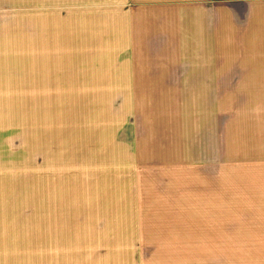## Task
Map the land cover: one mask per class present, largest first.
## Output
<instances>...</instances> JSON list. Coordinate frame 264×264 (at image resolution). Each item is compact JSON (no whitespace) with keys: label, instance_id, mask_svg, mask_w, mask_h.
I'll return each mask as SVG.
<instances>
[{"label":"rangeland","instance_id":"rangeland-1","mask_svg":"<svg viewBox=\"0 0 264 264\" xmlns=\"http://www.w3.org/2000/svg\"><path fill=\"white\" fill-rule=\"evenodd\" d=\"M105 3L23 0L8 11L13 21L23 14L4 31L21 30L25 59L49 53L54 70L49 90L25 81L23 134L13 139L22 137L23 151L12 157L38 163L40 175L38 208H24L31 215L19 222L70 228L71 264H218L197 225L205 203L195 99H155L144 82L177 74L175 62L191 57L180 49L184 34L174 33L188 20L155 11L127 25L121 9ZM7 138L2 150L11 148ZM178 220L185 225L176 227ZM128 223L138 234L133 253L108 260L96 229ZM241 256L228 257L241 264Z\"/></svg>","mask_w":264,"mask_h":264},{"label":"crops","instance_id":"crops-1","mask_svg":"<svg viewBox=\"0 0 264 264\" xmlns=\"http://www.w3.org/2000/svg\"><path fill=\"white\" fill-rule=\"evenodd\" d=\"M105 1L108 9H121L127 25L155 11L188 20L174 33L184 34L180 49L188 48L191 57L175 62L181 69L177 74L144 81L152 86L147 94L195 99L205 203V217L197 225L203 222L205 227L207 256L218 257V264H233L228 256L247 255L240 257L241 264H264V0ZM22 4L0 0V138L9 137L11 144L2 150L0 139V264H71L70 228L19 222L38 208L40 175L38 163L26 165L22 155L12 157L23 151L22 137L16 145L13 139L23 134L25 81L41 92V86L50 89L48 77H54L49 53L46 60L41 55L45 52L25 59L21 30L15 35L4 31L23 23L22 13L15 21L8 18L9 9ZM46 77L47 84L41 81ZM134 79L138 81H130ZM178 221L176 227L185 225L186 220ZM193 221L188 226L196 225ZM135 231L130 223L99 227L98 250L108 260L132 254ZM103 260L99 264L118 262Z\"/></svg>","mask_w":264,"mask_h":264}]
</instances>
